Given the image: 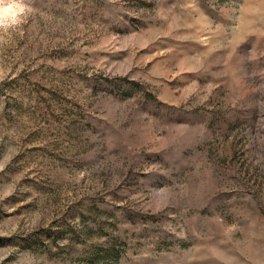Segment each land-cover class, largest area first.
Segmentation results:
<instances>
[{
  "label": "rangeland",
  "instance_id": "1",
  "mask_svg": "<svg viewBox=\"0 0 264 264\" xmlns=\"http://www.w3.org/2000/svg\"><path fill=\"white\" fill-rule=\"evenodd\" d=\"M25 3L0 264H264V0Z\"/></svg>",
  "mask_w": 264,
  "mask_h": 264
},
{
  "label": "clouds",
  "instance_id": "2",
  "mask_svg": "<svg viewBox=\"0 0 264 264\" xmlns=\"http://www.w3.org/2000/svg\"><path fill=\"white\" fill-rule=\"evenodd\" d=\"M31 9L25 0H0V32H9L21 26Z\"/></svg>",
  "mask_w": 264,
  "mask_h": 264
}]
</instances>
